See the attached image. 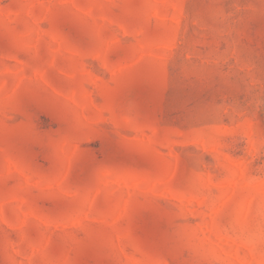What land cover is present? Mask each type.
Wrapping results in <instances>:
<instances>
[{
    "label": "rangeland",
    "instance_id": "1",
    "mask_svg": "<svg viewBox=\"0 0 264 264\" xmlns=\"http://www.w3.org/2000/svg\"><path fill=\"white\" fill-rule=\"evenodd\" d=\"M0 264H264V0H0Z\"/></svg>",
    "mask_w": 264,
    "mask_h": 264
}]
</instances>
